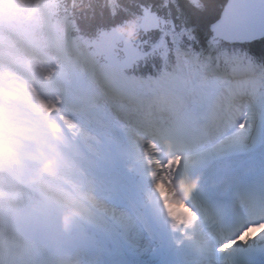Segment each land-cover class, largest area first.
Wrapping results in <instances>:
<instances>
[{
  "label": "trees",
  "instance_id": "16d2710c",
  "mask_svg": "<svg viewBox=\"0 0 264 264\" xmlns=\"http://www.w3.org/2000/svg\"><path fill=\"white\" fill-rule=\"evenodd\" d=\"M226 1L45 0L55 18L68 24L72 39L92 50L104 64H113L127 77L157 81L166 73L183 76L180 52L198 53L200 58L219 64L225 49L229 53L239 49L255 63L264 64V37L229 43L213 34L210 26ZM151 11L164 19V25L146 31L141 21ZM181 30L185 32L179 37Z\"/></svg>",
  "mask_w": 264,
  "mask_h": 264
},
{
  "label": "bare ground",
  "instance_id": "6f19581e",
  "mask_svg": "<svg viewBox=\"0 0 264 264\" xmlns=\"http://www.w3.org/2000/svg\"><path fill=\"white\" fill-rule=\"evenodd\" d=\"M237 92V91H236ZM235 90L232 89L231 87H228L227 85H223L221 86V89L219 91V93L216 95V98H218V100H220L224 105V109L225 111L229 110L228 108V104L229 101L232 100V96L236 93ZM240 95V94H239ZM241 96V95H240ZM243 96V95H242ZM240 98V97H238ZM158 102H159V107H163L166 110H168L169 113H171V116H169L168 118L164 119L163 116V121H161L162 123H165L167 126H171L174 123H186L189 120H193V116H191L190 114H186L185 112L182 111L183 108V104L180 103L178 101V99L172 95V97L169 96H165V97H156L155 98ZM239 104V102H237ZM262 102H259V104H261ZM160 113H156L155 115L157 116ZM137 119L141 118V115L136 116ZM237 120L236 121H242L244 119V115L242 116H237L236 117ZM258 124V123H257ZM255 132V131H254ZM245 133V130L242 129L240 132V135L237 138H231L229 141H227L226 145L229 146V152L231 154H233V152L237 151L239 148V146L241 145H245L246 142L245 141V137L242 136ZM251 135L254 137V139H258L256 141V143L253 145L252 144V140L250 141V144L252 146L250 147H246V148H255L257 149V144L259 142V138L256 135V133H251ZM134 138L133 140L136 142V144L138 146H140L141 150L139 151V155L138 157L141 159H146L148 157H150L151 159L153 157L156 158L157 162L160 163V166H158V171H157V167L153 166L151 167V169L148 171V173L151 175V180L153 183H155V187L160 188L162 190L163 193H168L170 192L171 194H167V199L172 197V194H174L176 192V188H174L172 185L171 186H167V182L165 180H169V168L171 166V159L168 155L169 152H165L162 150V148L160 147L159 144L156 143V141L154 139H149L146 140L145 138L141 137V136H137V137H132ZM205 147V144H201L200 146L197 147V149H203ZM236 148V149H235ZM221 149H223V146H220V148H217L216 150H213L214 154L213 156L222 154L220 151ZM175 150L177 152H179L183 158L178 157L177 155H174V165H175V169H176V173L179 174V167H180V161L183 160L186 163H188V158L187 153L190 152V148L187 149H183L181 146H177L175 147ZM264 151V149H263ZM219 153V154H218ZM256 153V152H254ZM251 155V154H250ZM259 157V158H258ZM261 158V159H260ZM150 159V160H151ZM264 158H262V155L259 154L255 157V155L248 157L246 160L243 161H235L234 163L228 165H221V164H213V168L218 169L221 167H228V168H224L223 172H221V174L223 175H217V178H222L224 177L226 174L229 178H231L232 176H235L238 173L239 168H235L233 169L232 167L238 163L243 164V166H247L248 167L254 165L255 163H257L258 161H263ZM168 162V164H167ZM242 166V165H241ZM264 166V165H262ZM262 166L258 167L261 168ZM195 168L197 172H202L201 178H198L199 180L202 181H207L210 182L215 169H211V170H205L203 168V166L195 164ZM208 168V167H207ZM229 170H233V171H229ZM157 172L159 174L158 179H156V175ZM164 185V186H162ZM65 187L58 185L56 183H51L49 190L55 194H57V196L62 197V199L64 201H66L67 203L69 202H73V203H77L78 206L83 209L84 211H86L88 214H90L92 217L94 218H102L104 220H99V223L103 226H105V228L103 229H99V231L95 232L93 234V239L94 241H99V240H103L104 238H108L109 237V231H111V233H116L117 230L114 226V223L112 221L109 220L108 216L110 215H114L115 213V217L118 218L119 220L122 221V223L127 222V224L129 225L128 227V235L131 238H136V236L138 237V239L141 241L142 243V248H143V253L144 254H148L151 257L153 256H157V251H151V252H146V250L144 249L147 245V243H149L148 241L144 240L143 238L141 239V234L138 230H134V228L132 227V224L130 223V218H131V214L129 215H125L122 212H118L116 210L109 211L110 213L107 215V219H105L104 215V210L103 208H100L98 205H96L97 203H95V201L92 200V203L89 202H81L80 200H78L76 197H73V195L71 193H66L65 192ZM22 190V189H21ZM179 200L176 199V202L174 204H172L174 211L177 213V215L179 216L180 219H184L187 220L189 218V214H188V210H179L180 207L183 206V202H178ZM101 204V203H100ZM103 207H107L105 204H101ZM111 210V208H110ZM86 214V215H88ZM200 219L199 217L194 216V218L192 219L191 222V229L187 234V237L184 238L183 240L179 239L178 240V245H185V246H192V247H197L199 248V251L193 255V259L196 261V264H227L226 260L223 259V251H218L213 245L212 242L208 239V237L204 234L206 231L204 229V227H200ZM79 225L81 226L80 229L77 230V233H84L88 230V225H85V223H79ZM85 225V227H84ZM5 223H2V225L0 226V230L2 231V228L4 229V231H6L7 229H5ZM109 230V231H108ZM0 231V232H1ZM11 234V231H8ZM249 232H254V240L252 242H250V246H256L257 248H264V222L260 225H254L253 227H251V230H248ZM13 233V231H12ZM90 235V233H89ZM6 236V234L4 235V237ZM7 241H9L10 239L6 236ZM246 242V236L243 235H237L236 237H234L230 244H234L236 242ZM11 243V241H10ZM15 243L13 241L12 245L13 247L15 246ZM120 246L123 245H127L128 242L127 241H121ZM11 246V245H10ZM3 245L0 244V248H2ZM141 249V248H140ZM234 247L231 249L233 250ZM225 251V250H224ZM260 251V250H259ZM225 261V263H224Z\"/></svg>",
  "mask_w": 264,
  "mask_h": 264
},
{
  "label": "rangeland",
  "instance_id": "374dc122",
  "mask_svg": "<svg viewBox=\"0 0 264 264\" xmlns=\"http://www.w3.org/2000/svg\"><path fill=\"white\" fill-rule=\"evenodd\" d=\"M0 5H3V0H0ZM32 7H34V0H16V3L13 5V8H16V10H19V14L22 16H25V14L27 12H31ZM24 14H23V13ZM26 17V16H25ZM42 22V18L41 16H39L38 18H36L33 22H31V29H33V32L35 34L36 32V39L39 42V44L43 47V49L50 51L52 53V55H55L54 52L59 51L56 50L54 47H56L55 45L49 46L47 45L48 39L43 40L44 34H43V26L41 25ZM2 25V24H0ZM29 28V26H28ZM20 32V30H19ZM66 33L64 31V37H65ZM0 39H2V43H6L4 48L0 50V53H3L4 51H9L6 50L7 48H10L13 46V48H18V44H19V36L13 35L12 31L9 28H6L4 31H0ZM64 44V43H62ZM65 46V44H64ZM1 47V45H0ZM52 48V49H51ZM51 49V50H49ZM61 50V47H60ZM68 57V52L65 50V52L62 54L61 58L63 60H65ZM228 58V57H227ZM233 58L238 59L237 55H235ZM241 58V57H240ZM199 62H196L195 58L190 57V53H182L179 55V66L183 71V79L174 77V76H169L167 77V79L165 81H163L162 84L159 85V92L156 91V88L153 85H146L143 84L141 82L139 83H133L130 81H124V80H117L118 83H121L122 86H125L129 89V90H134V91H145L148 89H151L152 93L154 95H162V96H167V95H174L178 101L180 103L183 104V108L182 110L184 112H186V114H191L193 113L197 107L201 104V99L203 98V94L200 93L197 89H196V81L198 80H203L206 83H213V79H216L214 77H210L208 78L206 76L207 72L205 70V68L201 69V73L199 75V78H195V76H193V70L194 67H196L198 65V63H201L202 61L198 59ZM76 64V63H75ZM70 65L72 67V62H70ZM65 69H69L70 71H68V73L66 74V79L67 81H70L71 79H73L74 75L76 77V72H74V70H72L70 67H66ZM82 79L84 81H87V76L85 74H79ZM8 79V78H7ZM15 81L17 83H15ZM19 83V84H18ZM88 83V82H86ZM10 84H13V91H18L21 92L23 91L22 94L28 93V88L30 91V87H28L27 85L23 84V82L20 80H12ZM89 84V83H88ZM17 89V90H16ZM29 100L28 98H26L25 102H23V105L28 104ZM263 117V121H264V110H259L258 108L254 110V112H250L247 113L246 116L244 117V120L242 122H240L238 125H234V130L232 131H227L225 133V135L222 137V139H219L216 143H215V147L220 148V146H223V149H221L220 151H222L223 153H229V146L226 145L227 141H229L231 138H237L240 135V132L242 129L245 130V133L242 135L245 137V141L246 144L245 145H241L239 146V148L241 149V151L245 152L246 147H250L252 146L250 144V141L252 140V143L255 142L254 140H258V139H254V137L251 135V133H256V135L259 138V142L262 141V139L264 138V122H262L263 126L261 127H257L255 126V123L257 121H259L261 118ZM259 119V120H258ZM235 123V120L233 121ZM254 128L256 129V132H254ZM101 134H102V140L99 144L96 145V147L98 148V150H100L109 160H112L114 157V152H109V148H111V145L113 143V135L111 132H109L108 130H101ZM96 135H100L99 132H96ZM256 143V142H255ZM3 144V141L0 142V151L2 152L3 155H5L6 151H8L5 147H1V145ZM95 144V143H93ZM264 146L262 147V149H260L258 152H256L255 154L253 153V155H259L260 153H264L263 151ZM252 155V156H253ZM262 155V154H261ZM171 158V166L169 168V180H165L167 182V186H171L172 181L174 180V177L176 176V169H175V165H174V157L171 155L169 156ZM249 156L246 154H243L237 158H225L223 159L220 163H225V164H231L235 161L238 160H246ZM193 158H198V155H195ZM259 158V157H258ZM262 158H264V155H262ZM261 159V158H260ZM152 160L155 162L156 166H160V163L157 162L156 158L153 157ZM168 164V162H167ZM264 165V161H260L257 162L256 165H253L252 167H248L246 166V170H250V171H254L257 167ZM184 168V162L180 161V170H183ZM159 174L157 172L156 177H158ZM67 192L68 189H66ZM90 192H87V194L89 195L88 197H93V200L95 201V203H97L96 205H100L101 207H103L101 204H107V207H103V210H107V211H112V208L114 209H118L120 210V212H122L125 215H127L126 213H128V211L120 206L119 204H116L110 200H107L106 198H104L103 196H100V194H98L97 192H95L94 190H89ZM169 193V192H168ZM101 203V204H100ZM111 208V210H110ZM114 209V210H115ZM117 211V210H116ZM119 212V211H118ZM129 214V213H128ZM106 219V216H105ZM128 222V221H127ZM130 223L132 224V227L134 228V230H138L141 234V239H145L148 241H151L148 236L146 235V233L140 228L139 224L137 223L136 218L132 217ZM243 235H246L245 233H243ZM247 236V235H246ZM248 239H251V237L247 236ZM132 240L138 244L141 243V241L138 239V237L136 236V238H132ZM149 248L152 250L157 249V246L152 245L149 246Z\"/></svg>",
  "mask_w": 264,
  "mask_h": 264
},
{
  "label": "water",
  "instance_id": "95a60500",
  "mask_svg": "<svg viewBox=\"0 0 264 264\" xmlns=\"http://www.w3.org/2000/svg\"><path fill=\"white\" fill-rule=\"evenodd\" d=\"M159 19V15L152 11L142 20V27L146 30L156 29ZM211 29L217 37L229 42L264 37V0H227L219 17L211 24ZM51 206L57 210L55 205ZM52 216L55 221L50 225L48 218ZM41 218L46 228L55 226L57 218L62 219L61 215H51L45 208H42Z\"/></svg>",
  "mask_w": 264,
  "mask_h": 264
},
{
  "label": "clouds",
  "instance_id": "9594fccd",
  "mask_svg": "<svg viewBox=\"0 0 264 264\" xmlns=\"http://www.w3.org/2000/svg\"><path fill=\"white\" fill-rule=\"evenodd\" d=\"M195 184L196 180L191 178H181L176 180L177 195L181 198L186 199L189 194V190L193 188Z\"/></svg>",
  "mask_w": 264,
  "mask_h": 264
}]
</instances>
